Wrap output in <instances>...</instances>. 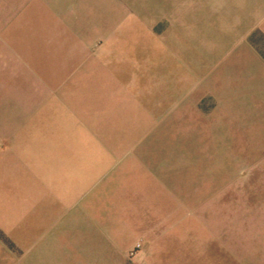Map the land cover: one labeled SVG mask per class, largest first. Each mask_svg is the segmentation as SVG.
I'll return each instance as SVG.
<instances>
[{
    "label": "crops",
    "instance_id": "crops-1",
    "mask_svg": "<svg viewBox=\"0 0 264 264\" xmlns=\"http://www.w3.org/2000/svg\"><path fill=\"white\" fill-rule=\"evenodd\" d=\"M183 34L153 35L136 0H0V264L103 261L105 244L138 236L126 237L129 214L160 207L153 199L169 191L164 146L148 138L233 101L210 90L164 123L168 56L192 69L217 49L185 51ZM256 93L264 101V85Z\"/></svg>",
    "mask_w": 264,
    "mask_h": 264
},
{
    "label": "rangeland",
    "instance_id": "rangeland-1",
    "mask_svg": "<svg viewBox=\"0 0 264 264\" xmlns=\"http://www.w3.org/2000/svg\"><path fill=\"white\" fill-rule=\"evenodd\" d=\"M261 5L264 0H136L153 35L180 26L185 51L199 47L203 56L217 48L192 69L168 56L164 123L210 90L221 98L227 88L233 101L229 112L223 100L221 111L201 112L200 125L180 124L148 138L162 141L168 157V195L151 198L160 205L154 211L129 214L126 237L138 235L131 244L107 243L103 261L99 252L83 264H264V101L256 93L264 85V64L248 48L264 53V32L257 27L264 11L253 18ZM230 34L231 49L223 45ZM182 73L184 84L175 87ZM104 232L106 241L117 239L115 229Z\"/></svg>",
    "mask_w": 264,
    "mask_h": 264
}]
</instances>
